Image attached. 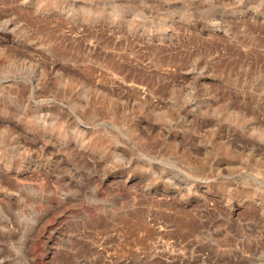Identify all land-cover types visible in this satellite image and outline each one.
I'll use <instances>...</instances> for the list:
<instances>
[{"label":"rangeland","instance_id":"1","mask_svg":"<svg viewBox=\"0 0 264 264\" xmlns=\"http://www.w3.org/2000/svg\"><path fill=\"white\" fill-rule=\"evenodd\" d=\"M0 264H264V0H0Z\"/></svg>","mask_w":264,"mask_h":264}]
</instances>
